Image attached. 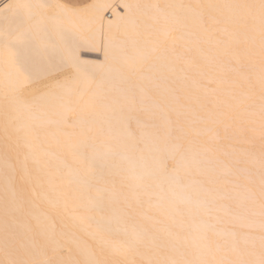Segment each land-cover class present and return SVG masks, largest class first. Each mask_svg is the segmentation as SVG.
I'll return each instance as SVG.
<instances>
[{"label":"bare ground","instance_id":"1","mask_svg":"<svg viewBox=\"0 0 264 264\" xmlns=\"http://www.w3.org/2000/svg\"><path fill=\"white\" fill-rule=\"evenodd\" d=\"M61 1L0 0V264H264V0Z\"/></svg>","mask_w":264,"mask_h":264},{"label":"rangeland","instance_id":"2","mask_svg":"<svg viewBox=\"0 0 264 264\" xmlns=\"http://www.w3.org/2000/svg\"><path fill=\"white\" fill-rule=\"evenodd\" d=\"M58 1H59V0H58ZM60 1H61V0H60ZM62 1H64V0H62ZM62 1H61V2H62ZM94 1L96 2L97 0H65L64 2H66L67 4H70V3H71V6H72L74 9H76V10H78V11L81 10V12H82L83 10L86 11V10L88 9V7H91L92 4L94 3ZM146 1H147V0H146ZM146 1L143 0V3H142L140 0H134L135 5H133L132 9H133V8H135V10H138V9H140V8H141V9H144V8L146 9V8L148 7L147 4H146ZM92 2H93V3H92ZM99 2H100L99 5H100V4L102 5V1L99 0ZM91 3H92V4H91ZM117 4H119V2H116L115 5H114V4H113V5L117 7ZM140 4H141V5H140ZM142 4H143L144 6H143ZM136 8H137V9H136ZM105 10H106V8H105ZM105 10H104V12H103V14H105V15H104V18L106 17L107 19H110L111 17H109V16H110L111 13L109 12V10H108V11H105ZM119 10H120V9H119ZM147 10H149V9H147ZM170 10H172V12L169 11V13H168V14L170 15V18H169V16H168V19H167V18H164L165 21L162 22V23H165V22H167V20L172 19L173 17H175L176 14H174L175 12L173 13V11H175V7L173 6L172 9H170ZM120 11H121V10H120ZM83 12H84V11H83ZM170 13H171L172 15L174 14V16L172 17ZM171 17H172V18H171ZM175 18H176V17H175ZM173 19H174V18H173ZM173 19H172V20H169V21L166 23V25H167L166 28H167V29L164 27L165 24H164V25L162 24L163 26L161 25V28H163V29L165 28L166 32H167V30L172 31V30H171V29L173 28L172 26H175V24H174V25H173V24H170V26H168V25H169L168 23H173ZM174 21H175V19H174ZM76 24H77V23H76ZM168 27H170V28H168ZM175 27H176V26H175ZM181 27H182V28H181V29H182L181 32H182V33H183V32L185 33V32H186V31H185V27H183V26H181ZM179 28H180V27H179ZM147 30H148V29H147ZM150 30H151V31H154V29L152 30V28L149 29V31H150ZM165 30H164V31L162 30V32H164V34H166V35L169 34L168 32L166 33ZM175 30H176V29L173 28V32H176L177 30H180V29H177L176 31H175ZM183 30H184V31H183ZM151 31L149 32V34H151V35H149V36L146 35V37L148 36V37H147L148 40H151V38H149L150 36L153 37V38L160 37V34H161V36H164V34L160 31V28H159L158 30H156L154 33H153V32L151 33ZM159 31H160L161 33H160ZM170 31H169V32H170ZM156 32L159 33V34H157V35H159V36H156V34H155ZM173 32H170V33L172 34ZM179 32H180V31H178V32H176V33H179ZM182 33H179L178 36H176L177 34H175V33H174V34H175V37H176V38L178 37V39H182V38H184V36H185V38H187L186 34H184V33L182 34ZM186 33H187V32H186ZM147 34H148V32H147ZM154 34H155V35H154ZM171 34H170V35H171ZM181 34H182V35H181ZM166 35H165V38H166ZM180 35H181V36H180ZM183 35H184V36H183ZM167 36H168V37H167L168 39H165V41H166V40H167V41L170 40L169 35H167ZM179 37H181V38H179ZM160 38H163V37H160ZM157 39H159V38H157ZM157 39H154L153 42H154V41H157ZM178 39H177V40H178ZM215 39H216V38H215ZM215 39H213V44L216 43V42H214ZM160 40H161V39H160ZM183 40H184V39H183ZM185 40H186V39H185ZM185 40H184V41H185ZM167 41L165 42V44H168V45H166V46H168V47L170 46L171 48L173 47L172 49H171L170 47H169V48H170V50H174V51H168L169 48H167L166 46H164V47H166V48H165L166 51H164V49H162L163 52H160L159 49L156 50L155 48H153V49H152V50H153L152 52H153V53L155 52L156 54H155V53L153 54V53L151 52V54H153V55L151 56V58H150V55H151L150 53H149V54H146V52L148 53V51H145V52L141 51V53H142L141 55H144V54H145L146 56L149 55V57L147 56L148 61H147V59H146L147 62H146L145 64H146V66H147V64L149 65V64H152V63H153L151 66L153 67V66L155 65V66H154L155 68H156V65H157L156 62H157V61H158V62H159V61L162 62V61H163L162 58H163L164 61H165V62L163 61V64L166 63L165 65L168 64V66H165V65H164L165 68H163V69L160 68V70L162 69L163 72H164V70H165V73H166L167 71H168V73H170L169 71H173V70L175 71L174 68H176V71H177V72L175 71V73H178V74L173 73L174 71L171 72V74L173 73V74H175V76L177 75V77H178L182 72L186 73V72H185L186 68L183 67L184 69H183L182 72H181L180 70L182 69L181 67L183 66V65H182L183 62H181L180 60H182L183 57L180 55V56H178V57H180V59H178V57H174V56H177V55H175V54L180 52V50H179V49H180V48H179V44H180V47H181V45H182V44H185V43H183L182 40H180V42H178V41H177V42H171V41L167 42ZM181 41H182V42H181ZM218 41H219V40H218ZM170 42H171V44H172V43H174V44L171 45V44H169ZM176 43H177V44H176ZM123 44H124V43H123ZM123 44H122V45H123ZM177 45H178V46H177ZM129 46H131V45H129ZM175 47H176V49L179 48V49L177 50V51H179V52H177L176 49H174ZM128 48H129V47H128ZM156 48H158V47H156ZM147 49H148V48H147ZM83 50H84L83 48H79V49L77 50L76 56H77V58H80V60L82 59V61L86 60L85 62H88V64H89L90 67H91L92 64L95 65V63H96L97 60L101 61L100 59H102V58H101V55H102V54H101V53H102L101 51H102V49H101L100 46H99V48L90 49V51H89V49H87L88 51H87L86 49H85L84 51H83ZM100 50H101V51H100ZM130 50H131V49H130ZM130 50H129V52H131L132 54H133V52H135V51H133V50H131V51H130ZM145 50H146V49H145ZM85 51H86V52H85ZM149 51H151V50H149ZM158 51H159V52H158ZM129 52H127L126 55H128ZM143 53H144V54H143ZM157 53H158V56L161 57V58H159V57L157 58V57H156V56H157ZM159 53H162L163 55H159ZM164 53H165L166 56L164 55ZM167 53H168V54H167ZM129 54H130V53H129ZM134 54H136V53H134ZM173 54H174V56H173ZM181 54H182V53H181ZM168 55H169L170 57H168ZM178 55H179V54H178ZM128 56H130V55H128ZM183 56H184V55H183ZM126 57H127V56H125V58H126ZM142 57H143V56H142ZM155 57H156V58H155ZM172 57H173L175 60H173ZM128 58H129V57H127V61L130 59V58H129V59H128ZM132 58H133V57H131V59H132ZM143 58H144V57H143ZM154 58H155V59H154ZM168 58H169V59H168ZM156 59H157V60H156ZM167 59H168V62H167ZM149 60H150V61H149ZM152 60H153V61H152ZM99 61H98V62H99ZM130 61H131V60H130ZM151 61H152V62H151ZM154 61H155V64H154ZM175 61H176V62H175ZM179 61L181 62V64H179ZM182 61H183V60H182ZM94 62H95V63H94ZM173 62H174V63H173ZM177 62H178V63H177ZM90 63H91V64H90ZM171 63H172V64H171ZM176 63H177V64H176ZM163 64L160 63V62L158 63V65H160L161 67H162ZM170 64H171V65H170ZM174 64H175V66L173 67V70H172L170 67H171L172 65H174ZM179 65H181V67H180ZM160 66H158L157 69H159ZM169 66H170V67H169ZM176 66H177L178 68L180 67V70L177 69ZM221 66H222V65H221ZM224 66H225V65H224ZM228 66H230V65H228ZM147 67H148L147 70H150V69H151V70L153 71V69H152L150 66H147ZM222 67H223V66H222ZM149 68H150V69H149ZM155 68H154V69H155ZM167 68H168V69H167ZM227 68H228V69H227ZM230 69H231V66H230V67H226V66H225V70L229 71V74L231 73ZM65 70L67 71V69H65ZM65 70H63V71H65ZM162 70H161V71H162ZM231 70L233 71V73L236 74L238 69H236V68H234V66H232V69H231ZM63 71H62V72H63ZM152 71H149V72H152ZM155 71H156V69H155ZM155 71H153V73H155ZM178 71H180V74H179ZM186 71H187V70H186ZM211 71H212V70H211ZM211 71H210V72H211ZM56 73H58V72H56ZM184 73L181 74V77H182V75H184ZM207 73H208V72H206V74L204 73L203 76L207 75ZM233 73H232L230 76H232ZM173 74H172V75H173ZM208 74H209V73H208ZM145 75H148L149 78H151V77L153 78V76H150L149 73H148V74L146 73ZM173 76H174V75H173ZM203 76H201L200 78L203 79V78H204ZM207 76H208V75H207ZM233 76H234V75H233ZM177 77H175V78L177 79ZM181 77H180V79H179V78H178V79L181 80ZM152 78H151V79H152ZM146 79H148V78H146ZM182 79H183V78H182ZM202 79H198V81L196 82V85H197V87H198V89H199L200 91H203V88L206 87L203 83H206V84H207V82H205V80H207V79H205L204 81H203ZM153 80L155 81V79H153ZM153 80H152V81H153ZM179 80H178L177 82H180ZM149 81H150V80L148 79V82H147L148 84H150ZM154 81H153V82H154ZM157 81H158V80H157ZM158 82H160V80H159ZM201 82H203V83H201ZM180 83L182 84V81H181ZM202 84L204 85V87L202 86ZM204 89H206V88H204ZM142 101H143V100H142ZM142 101H141V102H142ZM144 102H146V101L144 100ZM93 119H95V118H93ZM211 119H212V118H211ZM97 120H98V119H97ZM97 120H94V122H92V120H91V124H92V123H93V124H94V123H97V124H98V121H97ZM78 121H80V120H77V121L75 122V125H78V124H79ZM95 121H96V122H95ZM131 122H133V120H132ZM134 122H135V121H134ZM134 122H133V123H134ZM73 123H74V122H73ZM76 123H78V124H76ZM112 123L114 124V122H112ZM112 123H111V124H112ZM116 123H120V122H116ZM116 123H115V124H116ZM93 124H92V125H93ZM113 124H112V125H113ZM115 124H114V126H116V125L118 126V125H119L117 128H119L120 126H122L121 123H120V124H116V125H115ZM135 125H136V124H135ZM193 125H194V123H193ZM95 126H96V125H95ZM123 126H124V125H123ZM227 127L229 128V126H225V127L223 128V133L225 132V133H224L225 135L222 134V133L220 134V141H222L223 143H224L225 141H226V142H228V141L231 142V140L233 141V139H232L231 137H233L234 134L231 135L232 133L230 132V129L227 130V131H228V133H227V131H226ZM121 128H122V127H121ZM123 128H124V127H123ZM206 129H207V130H206L207 132H206V131H205V132H206V133H209L208 135L211 136L210 133H212V130H211L212 128L210 129V127H209V128H206ZM120 130H121V129H120ZM210 131H211V132H210ZM101 132H102V131H101ZM99 133H100V132H99ZM157 133H158V132H157ZM159 133H160V132H159ZM206 133H205V134H206ZM155 134H156V132L153 133V134H150V135H149V136L152 137L151 139H149L150 137L148 138V140H150V141L152 140L151 143H153L154 141L156 142V141L158 140L157 137L159 136V134H158L157 136H156ZM226 134H227V135H226ZM229 134H230V135H229ZM223 135H224V136H223ZM100 136H101V135H100ZM221 136H222V137H221ZM227 136H228V138H227ZM229 136H230V137H229ZM154 137H155V138H154ZM153 138H154V139H153ZM156 138H157V139H156ZM210 138H211V137H210ZM224 138H225V139H224ZM226 138H227V139H226ZM233 138H234V137H233ZM103 139H104V137H103ZM212 139H213V138H212ZM212 139H209V140L211 141ZM229 139H230V140H229ZM148 142H149V141H148ZM226 142H225V143H226ZM149 143H150V142H149ZM174 143H177V140H176V142H174ZM102 144H103V141H102ZM103 145H104V144H103ZM151 145H152V144H151ZM154 145L157 146L156 143H155ZM174 145H175V144H174ZM174 145H173V146H174ZM150 147L152 148L153 145L150 146ZM190 150H192V151H193V154H194V155L192 156L193 159H194V164H196V160L199 159V160H198L199 163H197L198 166L201 165L202 170L205 169V164H207V162H208L210 159H208V160L206 159V161H205V160H204L205 158L203 157V156H205V153L202 152V153H204V155H203L202 153H200L201 151H200L199 149H195V148H194V150H193V148H192V149H190ZM224 150H225V151H224ZM150 151H152L153 153H151ZM150 151H149V149H148V152L151 153L152 156L154 155V156H153V159H154V160H158L159 158H156V157L158 156V152H156L157 150H156L155 148H154V150H153V148H152V149H150ZM192 151H191V152H187V151H186V154H187V153L191 154ZM198 151H199V153H198ZM194 152H196L197 154L194 153ZM231 152H232V151H231ZM231 152L229 151V153H228V150L226 151V149H223V151L221 152L222 155H224L223 157L226 158V163L229 162L228 160L230 159V156H231V157L235 156V155L232 156V153H231ZM223 153H224V154H223ZM186 154L184 155V156H187L186 158L191 157V155H192V154H191V155H189V154L186 155ZM201 154H202V155H201ZM234 154H235V150H234ZM196 155H197V156H196ZM200 155H201V156H200ZM228 155H230L229 158H228ZM195 156H196L197 158H196ZM199 157H201V158H203V159H201V158H199ZM81 158H83V157H82V156H81V157H80V156H79V157H78V156L75 157V158H74V162H76V163H78V161L81 162ZM110 160H112V159H110ZM201 160H202V161H201ZM210 161H211V162H210ZM210 161L208 162L209 165H210V164H211V165H214V162H215V161H214V162H213L212 160H210ZM205 162H206V163H205ZM202 164L204 165V167H203ZM236 168H237V167H236ZM202 170H201V171H202ZM237 170H238V168H237ZM202 172H203V171H202ZM224 172H225V171H223V173H224ZM226 172H227V171H226ZM215 174H216V175H217V174H221V171H220L219 173H218V172L213 173L214 176H215ZM247 174H248V173H247ZM248 175H250V172H249ZM220 176H221V175H220ZM238 176H239V177L241 176V173H240V172H239ZM217 177H219V176L217 175ZM236 177H237V176H236ZM186 179H187V178H186ZM235 183H236V182H235ZM236 184H237V183H236ZM199 185H200V184H199ZM201 185H202V184H201ZM201 185H200V186H197V187L201 188V191H202V189H203L204 186L202 187ZM234 185H235V184H234ZM199 188H198V189H199ZM236 188H237V187H236ZM169 191H170V190H168V191L165 193L166 196H164V200H163V198H162V200H161V199H160V200H158V199L156 200L155 198H151V200L153 199L154 202L156 201L155 203L153 202L154 206H157V205L159 204V202L162 201V202H160V203H161V204L163 203L162 206L164 205L165 207H164V206H163V207L166 208V205H165V204L168 203L169 200H171V198H169V197H172V196H170V195H172V194L174 193V190H173V189H171V192H169ZM238 191H239V193L236 194V192H238ZM172 192H173V193H172ZM228 192H229V191H228ZM232 192H234V193L236 194V195H234L235 197H236V196H237V197H240V195H241V196H244V195H242L241 185L239 186V184H238V189H235V191H234V190H233V191H230L229 193H232ZM167 193H168L169 195H168ZM234 193H233V194H234ZM240 193H241V194H240ZM165 194H164V195H165ZM225 194H227V192H226ZM233 194H230V195H233ZM167 195H168V197H167ZM228 195H229V194H228ZM253 197H254V196H253ZM168 198H169V199H168ZM251 198H252V195H249V196L247 195V200H246V201H248V199L251 200ZM149 199H150V198H149ZM197 199H199V197H197ZM236 199H237V198H236ZM252 199H253V198H252ZM167 200H168V202H166ZM164 201H165V202H164ZM221 201H222V200H221ZM224 201H225V200H224ZM224 201L219 202V204H222V205H219V208H226V207L228 208V206H225V203H226L227 201H225V203H224V205H223V202H224ZM251 201H252V200H251ZM238 202H240L239 199L237 200V203H238ZM157 203H158V204H157ZM164 203H165V204H164ZM242 203L244 204V202H242ZM155 204H157V205H155ZM226 204H227V203H226ZM243 204H242V205H243ZM159 205H160V204H159ZM240 205H241V204H240ZM160 206H161V205H160ZM220 206H222V207H220ZM163 207H162V210H165V209H163ZM223 210H224V209H221V210H219V211H223ZM226 212H227V211H224V213H226ZM247 213H248V212H247ZM248 214H249V213H248ZM245 215H247V214H245ZM245 218H247L246 220H250V221H251V219L249 218L248 215L245 216ZM248 218H249V219H248ZM259 219H260V218H259ZM257 220H258V219H257ZM250 221H249V223H250L251 225L254 224V223H255V225H259V223H260L259 220L256 221L257 224H256V222H254L255 220H252L251 222H250ZM253 222H254V223H253ZM258 222H259V223H258ZM247 223H248V222H247ZM249 223H248V224H249Z\"/></svg>","mask_w":264,"mask_h":264},{"label":"snow or ice","instance_id":"3","mask_svg":"<svg viewBox=\"0 0 264 264\" xmlns=\"http://www.w3.org/2000/svg\"><path fill=\"white\" fill-rule=\"evenodd\" d=\"M16 7L17 8H25V9L31 8L30 5H25V4L17 5ZM9 35H11V33H9Z\"/></svg>","mask_w":264,"mask_h":264}]
</instances>
